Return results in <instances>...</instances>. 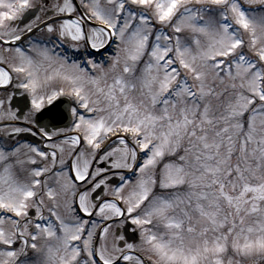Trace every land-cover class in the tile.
<instances>
[{
  "label": "snow or ice",
  "instance_id": "1",
  "mask_svg": "<svg viewBox=\"0 0 264 264\" xmlns=\"http://www.w3.org/2000/svg\"><path fill=\"white\" fill-rule=\"evenodd\" d=\"M0 264H264V0H0Z\"/></svg>",
  "mask_w": 264,
  "mask_h": 264
}]
</instances>
